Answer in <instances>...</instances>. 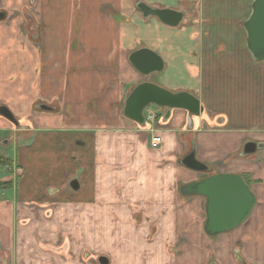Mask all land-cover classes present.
Returning a JSON list of instances; mask_svg holds the SVG:
<instances>
[{"label": "crops", "instance_id": "obj_1", "mask_svg": "<svg viewBox=\"0 0 264 264\" xmlns=\"http://www.w3.org/2000/svg\"><path fill=\"white\" fill-rule=\"evenodd\" d=\"M136 2L183 21L145 19ZM252 2L0 0V105L18 121L0 117V143L12 147L0 156L11 163L0 166V264H264V149L240 156L246 142L264 143V61L252 59L243 29ZM140 48L161 57L160 73L133 68ZM143 82L196 97L192 128L181 109L165 120V108L149 106L153 132L125 118ZM231 119L253 135L226 129ZM193 141L211 174L241 176L255 198L248 218L216 237L203 230L205 199L177 193L204 177L179 164Z\"/></svg>", "mask_w": 264, "mask_h": 264}, {"label": "water", "instance_id": "obj_2", "mask_svg": "<svg viewBox=\"0 0 264 264\" xmlns=\"http://www.w3.org/2000/svg\"><path fill=\"white\" fill-rule=\"evenodd\" d=\"M135 8L145 19L155 18L168 27H177L183 21L181 11L171 9H158L142 2H136ZM5 14L0 12V21ZM246 33V48L252 59L256 62L264 61V0H253L251 13L243 22ZM129 62L135 70L143 76L160 73L164 63L161 57L147 49L140 48L132 52ZM166 109L165 120L168 119L172 109L185 110L188 113L187 127L192 128V117L199 116L203 108L199 100L186 91L170 92L150 82L136 85L124 101L122 115L141 127L145 126L144 111L149 106ZM40 110L51 111L45 105ZM0 117L18 127V121L9 108L0 105ZM77 145H83L77 141ZM264 149V143L248 141L240 153L241 157L254 155L258 150ZM179 164L192 172L208 175L202 179L182 184L178 192L183 197L199 196L205 199V222L203 230L208 237H216L223 232L234 229L243 223L251 214L255 198L244 179L236 174H211V168L197 159V146L192 142L190 150L180 158ZM72 191L79 190V181L75 177L68 184ZM98 264H109L105 256L97 259ZM211 264H216L215 262Z\"/></svg>", "mask_w": 264, "mask_h": 264}, {"label": "rangeland", "instance_id": "obj_3", "mask_svg": "<svg viewBox=\"0 0 264 264\" xmlns=\"http://www.w3.org/2000/svg\"><path fill=\"white\" fill-rule=\"evenodd\" d=\"M200 29H198V31H199ZM199 32H202V31H199ZM258 66H262V65H258ZM202 70V72L204 71V69L202 68L201 69ZM264 74V73H263ZM263 74L261 75V78H260V85H261V91H260V94H261V96H260V98H261V103L262 104H264V91H262L263 89L262 88H264V76H263ZM171 78H176V75H173ZM223 81L225 82L226 81V79H227V76H224L223 77ZM239 101H241V99H234V102L236 103V102H239ZM204 114V113H203ZM157 120H158V118H157ZM217 122H216V120L214 121L213 120V122L212 123H209L208 125H209V127H212L213 128V126H215V125H217L216 124ZM251 123H238V122H234L232 119H231V121H229L227 124H226V126H225V124H224V126L226 127V129L228 128V130H239V129H247L246 131H248V133L249 134H251V135H253V132L254 131H251V130H249L248 128L249 127H251L252 125H250ZM262 124H264V122L262 123ZM247 125V126H246ZM146 130L148 131V132H150L151 131V127L150 126H147L146 127ZM5 136L6 134L5 133H1L0 132V137H2V136ZM255 136V135H254ZM11 150H12V147H11V145H9V146H5L4 144H1L0 143V156L1 155H6V154H10V152H11ZM190 150V142H188V144H187V152ZM238 154H239V152L234 156L235 158L236 157H238ZM3 158V157H2ZM249 159L251 158V157H248ZM181 167V166H180ZM220 170V169H219ZM222 170V169H221ZM6 173H8V169H3L2 167H0V178L2 177V176H4ZM202 176H204V175H201V177ZM206 176H208V175H206ZM177 193L179 194V192H178V187H177ZM137 221V223H139L141 220H136ZM84 259H85V262L86 263H88V264H91L94 260H96V259H94L93 260V258H88V257H84ZM96 263L98 264V262L96 261Z\"/></svg>", "mask_w": 264, "mask_h": 264}, {"label": "built area", "instance_id": "obj_4", "mask_svg": "<svg viewBox=\"0 0 264 264\" xmlns=\"http://www.w3.org/2000/svg\"><path fill=\"white\" fill-rule=\"evenodd\" d=\"M144 118H145V126H150L151 127V131H154V126L158 124V120H157V115L155 113L154 110L147 108L144 111ZM160 142V138L159 137H152V145L156 146L158 145Z\"/></svg>", "mask_w": 264, "mask_h": 264}, {"label": "trees", "instance_id": "obj_5", "mask_svg": "<svg viewBox=\"0 0 264 264\" xmlns=\"http://www.w3.org/2000/svg\"><path fill=\"white\" fill-rule=\"evenodd\" d=\"M0 165H6V166H10L11 163L9 160H6L5 158L0 157ZM246 182V181H245ZM248 185V184H247Z\"/></svg>", "mask_w": 264, "mask_h": 264}, {"label": "flooded vegetation", "instance_id": "obj_6", "mask_svg": "<svg viewBox=\"0 0 264 264\" xmlns=\"http://www.w3.org/2000/svg\"><path fill=\"white\" fill-rule=\"evenodd\" d=\"M11 124V123H10ZM12 125V124H11ZM12 126H14V125H12ZM15 127V126H14ZM4 142H5V140H3V141H1V144H4ZM1 166V165H0ZM204 177H206V175H204ZM203 177V178H204Z\"/></svg>", "mask_w": 264, "mask_h": 264}]
</instances>
